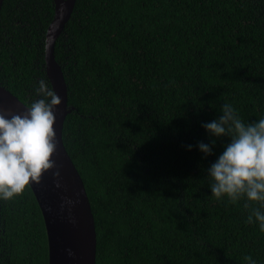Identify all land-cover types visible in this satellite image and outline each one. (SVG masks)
<instances>
[{
    "label": "trees",
    "instance_id": "1",
    "mask_svg": "<svg viewBox=\"0 0 264 264\" xmlns=\"http://www.w3.org/2000/svg\"><path fill=\"white\" fill-rule=\"evenodd\" d=\"M54 16V0H3L0 85L28 106L35 81L53 89ZM55 55L71 109L63 139L95 216L96 264H245L248 255L264 264V232L246 222L259 203L218 201L209 187L207 170L230 138L202 127L224 102L245 121L264 116V0H77ZM213 139L205 156L196 145ZM0 264H49L30 183L0 200Z\"/></svg>",
    "mask_w": 264,
    "mask_h": 264
},
{
    "label": "clouds",
    "instance_id": "2",
    "mask_svg": "<svg viewBox=\"0 0 264 264\" xmlns=\"http://www.w3.org/2000/svg\"><path fill=\"white\" fill-rule=\"evenodd\" d=\"M34 99L25 113L7 118L0 113V200H11L24 192L30 182L56 167L50 157L57 149L54 123L55 107L61 98L46 78L33 84ZM217 118L202 123L211 137H229L223 151L207 170L212 196L218 201L227 197L232 203L241 199L259 203L246 218L264 232V116L245 121L239 110L224 102ZM211 144L199 142L196 147L205 156L213 154ZM191 150L193 145L186 146ZM55 175L59 176L57 171ZM245 207H249L246 203ZM245 264H258L251 255Z\"/></svg>",
    "mask_w": 264,
    "mask_h": 264
},
{
    "label": "water",
    "instance_id": "3",
    "mask_svg": "<svg viewBox=\"0 0 264 264\" xmlns=\"http://www.w3.org/2000/svg\"><path fill=\"white\" fill-rule=\"evenodd\" d=\"M55 16L47 30L46 68L54 91L61 98L55 107L57 149L50 157L56 167L30 182L45 219L49 239V264H96L97 230L95 216L84 180L63 139L70 113L69 93L62 66L56 59L58 38L70 20L77 0H54ZM3 0L0 1V12ZM29 106L0 85V113L7 118L23 114ZM59 171L60 175L55 173Z\"/></svg>",
    "mask_w": 264,
    "mask_h": 264
}]
</instances>
